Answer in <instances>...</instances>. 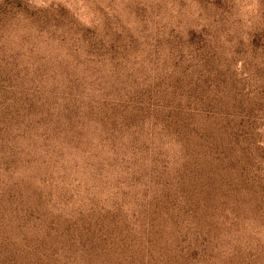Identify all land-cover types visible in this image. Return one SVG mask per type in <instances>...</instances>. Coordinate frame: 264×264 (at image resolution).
<instances>
[{"label": "rangeland", "instance_id": "rangeland-1", "mask_svg": "<svg viewBox=\"0 0 264 264\" xmlns=\"http://www.w3.org/2000/svg\"><path fill=\"white\" fill-rule=\"evenodd\" d=\"M0 264H264V0H0Z\"/></svg>", "mask_w": 264, "mask_h": 264}]
</instances>
